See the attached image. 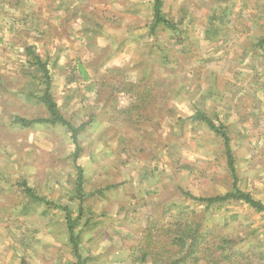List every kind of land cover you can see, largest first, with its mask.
<instances>
[{
  "label": "rangeland",
  "instance_id": "obj_1",
  "mask_svg": "<svg viewBox=\"0 0 264 264\" xmlns=\"http://www.w3.org/2000/svg\"><path fill=\"white\" fill-rule=\"evenodd\" d=\"M152 4L0 0V264L75 262L65 213L20 187L26 181L78 215L69 131L14 123L48 117L28 48L48 62L62 115L87 125L78 162L92 221L77 231L88 264H134L129 249L148 222L161 228L177 212L264 251V213L241 203L207 209L181 192L212 196L232 183L222 140L193 119L201 109L229 130L240 188L264 203V49H253L264 36V0H164L179 34L155 35Z\"/></svg>",
  "mask_w": 264,
  "mask_h": 264
},
{
  "label": "trees",
  "instance_id": "obj_2",
  "mask_svg": "<svg viewBox=\"0 0 264 264\" xmlns=\"http://www.w3.org/2000/svg\"><path fill=\"white\" fill-rule=\"evenodd\" d=\"M164 0H153V21L150 26V33L157 34L159 29L170 30L179 34L175 23L165 17L163 12ZM253 49H264V36L258 40ZM27 55L31 57L33 65L41 76H39L42 86L41 95L37 99L41 102L48 113L47 118L38 120H27L16 117L14 123L23 129H28L34 125H51L65 127L71 134V139L75 145L73 162L76 172L74 183L73 200L79 202L78 215L74 216L68 206H59L37 194L36 190L30 187L26 181L21 182L20 187L27 199L37 203L46 209L59 210L65 213V229L72 246L75 259L73 264H88L92 259L85 258L80 250L81 233L77 231L79 224L85 220L84 226L89 225L92 218L86 216L84 201L87 199L85 192V170L79 164V159L83 153L80 146L79 137L87 128L86 124L75 126L68 121L61 113L56 103L52 91V78L48 62L43 61L42 57L33 49H26ZM84 75H87L83 68H80ZM193 119L206 124L207 127L222 140L226 168L231 177V187L227 192L212 196H194L181 190L182 194L197 203H202L207 209L220 208L228 203H241L248 206L257 213H264V203L257 200L251 193L245 192L240 188V177L237 169V160L232 147V139L229 130L223 125H217L207 115L204 110H196ZM205 221L197 214L176 213L171 216V221L161 228L160 223L148 222L149 226L138 237L136 242L129 249V258L134 264H264V251H259L257 247L244 250L238 246V241L228 233L220 232L217 227L206 228ZM155 228L156 234L153 235L152 229ZM149 231V234H148ZM246 247V246H245ZM141 254V257L138 256ZM22 264H27L22 261Z\"/></svg>",
  "mask_w": 264,
  "mask_h": 264
}]
</instances>
